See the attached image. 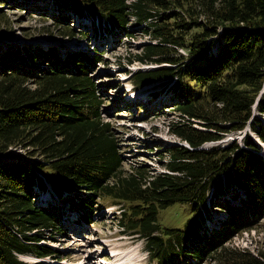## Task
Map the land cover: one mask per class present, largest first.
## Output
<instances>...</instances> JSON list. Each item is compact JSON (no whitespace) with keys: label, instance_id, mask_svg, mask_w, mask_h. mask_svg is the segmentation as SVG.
I'll list each match as a JSON object with an SVG mask.
<instances>
[{"label":"trees","instance_id":"16d2710c","mask_svg":"<svg viewBox=\"0 0 264 264\" xmlns=\"http://www.w3.org/2000/svg\"><path fill=\"white\" fill-rule=\"evenodd\" d=\"M44 2L65 37L76 36L72 16L126 35L131 18L144 23L152 42L128 63L160 66L133 73L131 84L171 92L181 121L170 132L187 146L168 148L166 172L126 173L89 77L100 57L79 52L67 61L54 48L1 54L0 264L53 256L40 242L43 232L62 230L56 210L47 209L62 207L56 198L73 202L89 224L99 200L125 203L119 227L144 240L155 264H264V244L255 254L231 244L264 228V151L249 135L243 145L204 148L247 126L264 145V0ZM16 146L27 155L10 158ZM174 205L188 215L178 228L158 220Z\"/></svg>","mask_w":264,"mask_h":264},{"label":"rangeland","instance_id":"374dc122","mask_svg":"<svg viewBox=\"0 0 264 264\" xmlns=\"http://www.w3.org/2000/svg\"><path fill=\"white\" fill-rule=\"evenodd\" d=\"M44 1L47 0H13L11 4L0 6V56L17 50L38 56L40 48H54L57 56L64 57L67 61L71 54L79 52L100 57V61L91 67L89 77L94 83L95 94L101 100L99 113L102 122L109 124V133L118 144L122 161L120 169L126 173L143 169L148 176L166 172L164 166L168 160V148L176 144H187H183L170 132L171 127L181 121L172 105L171 92L160 89V86L150 85L137 89L131 84L133 73L160 66L128 63L145 44L152 42L144 33V23L131 18L128 24L130 35H126L108 25L96 29L97 22L79 16V22L86 20L82 21L83 27L73 17L70 25L74 27L76 36L65 37L56 31V14L52 17V7L50 9L49 3ZM87 25L93 27L94 33L86 30ZM82 31L88 36H81ZM42 59L39 58V64L45 63ZM6 61L4 55L0 57V63ZM51 61L46 63L52 64ZM253 114L259 115L255 107ZM194 127L208 130L199 122ZM220 135L219 141L206 143L204 148L225 147L231 143L243 145L244 137L249 135L257 141L261 152L264 151V145L248 126L239 133ZM26 153L25 149L16 146L9 150L8 155L10 158H22ZM56 199L57 204L62 203L61 208H57V205L46 208L56 210L62 230L43 232L40 242L41 246L53 252V256L38 258L28 254L20 256L21 261L27 264H81L78 259L80 255L83 259L92 254L93 262L85 261V264H155L145 249L144 240L139 235L122 232L119 227L120 216L126 209L125 203L112 199L97 200V204H93V223L89 224L83 219L81 209H75L73 202ZM182 209L179 205H174L161 211L158 215L159 222L172 228L182 226L188 219ZM231 244L255 254L264 244V228L261 225L244 232L235 237ZM111 252L115 254L113 256H117L116 259H110Z\"/></svg>","mask_w":264,"mask_h":264},{"label":"bare ground","instance_id":"6f19581e","mask_svg":"<svg viewBox=\"0 0 264 264\" xmlns=\"http://www.w3.org/2000/svg\"><path fill=\"white\" fill-rule=\"evenodd\" d=\"M113 255H115V254L113 253ZM113 255H112V256H113ZM78 259H80L81 264H85V263H86L85 261L93 262V260H94V256H93L92 254H90V255L87 256L86 258H83V259H82V256L80 255V257H79Z\"/></svg>","mask_w":264,"mask_h":264},{"label":"water","instance_id":"95a60500","mask_svg":"<svg viewBox=\"0 0 264 264\" xmlns=\"http://www.w3.org/2000/svg\"><path fill=\"white\" fill-rule=\"evenodd\" d=\"M180 145H182V144H176V146H180Z\"/></svg>","mask_w":264,"mask_h":264}]
</instances>
